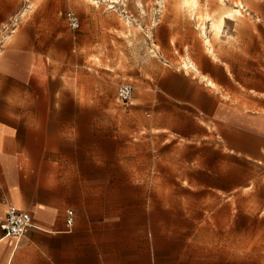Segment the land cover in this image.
I'll return each mask as SVG.
<instances>
[{"label": "rangeland", "instance_id": "374dc122", "mask_svg": "<svg viewBox=\"0 0 264 264\" xmlns=\"http://www.w3.org/2000/svg\"><path fill=\"white\" fill-rule=\"evenodd\" d=\"M113 1L0 0V60L16 46L33 49V75L51 86L47 104L79 105L63 116L78 117L63 148L78 159L63 161V168L42 166V183L93 187L79 192L93 222L84 217L79 226L94 235L95 264L102 257L105 264H264V145L245 143L248 158L202 137V128L193 136L188 117L201 114L174 101L192 88L181 73L203 80L185 62L200 72L203 56L217 60L219 40L207 22L212 45L206 46L201 18L239 3L235 24L242 31L247 13L262 19L264 0H190L196 10L182 0ZM68 12L80 20L77 31L65 20ZM35 34L37 42H26ZM260 63L254 80L240 81V92L246 94L248 82L264 91ZM122 85L133 89L127 104L117 101ZM28 88L41 98L36 81ZM233 100L241 102V95ZM51 146L56 152L59 145Z\"/></svg>", "mask_w": 264, "mask_h": 264}, {"label": "crops", "instance_id": "0c3cea01", "mask_svg": "<svg viewBox=\"0 0 264 264\" xmlns=\"http://www.w3.org/2000/svg\"><path fill=\"white\" fill-rule=\"evenodd\" d=\"M246 16L242 31L235 21L229 26L226 21L216 45L217 60L203 56L201 63L206 66L200 68V75L204 80L197 81L189 73H181L192 80V88L182 100L174 98V101L201 114V118L188 117L190 129L195 130L193 136H198L196 131L202 128L205 131L202 137L207 139L211 135L230 144L231 153L252 158L245 143L253 140L264 145V91L255 90L249 82L246 94L239 87L240 81L255 79L259 60L260 74L264 77V14L257 21L252 14ZM27 28L36 33L40 30L36 24ZM40 38L35 34L26 42H37ZM35 61V51L20 46L8 49L0 60V80L6 82V87H0V219L9 208H14L27 212L34 225L18 240L4 239L0 231V264H95L94 235L80 230L79 226L84 217L87 222H93L85 211L86 196L79 200V192L93 191V187L42 183V166L63 168V161L78 159L63 152L64 146L72 141L68 132L73 130V125L77 127L78 117L75 115L74 120L66 122L63 116L67 112L77 113L79 105L71 99L53 107L47 104L52 97L51 86L49 82L42 85L34 77ZM209 80L222 88V92L215 91ZM32 81L37 82L41 91L39 99L28 88ZM174 88L177 91L178 87ZM63 89L56 95H63ZM240 95L241 102L233 100ZM199 96L207 101L205 108L199 106ZM215 128L220 131L218 134L212 133ZM51 145H59L56 152L51 151ZM253 151L256 152L254 148ZM69 211L74 213L71 227L67 223ZM101 260L105 264L103 257Z\"/></svg>", "mask_w": 264, "mask_h": 264}, {"label": "built area", "instance_id": "2783aa9c", "mask_svg": "<svg viewBox=\"0 0 264 264\" xmlns=\"http://www.w3.org/2000/svg\"><path fill=\"white\" fill-rule=\"evenodd\" d=\"M22 18V17H21ZM65 20L72 31H77L80 28L79 18L72 12L65 14ZM133 89L131 86L122 85L117 91V101L127 104L131 101ZM68 225L71 227L74 224V213L69 211ZM34 228L31 216L24 211L9 208L5 217L0 219V231L3 233L4 239H21L30 230Z\"/></svg>", "mask_w": 264, "mask_h": 264}, {"label": "bare ground", "instance_id": "6f19581e", "mask_svg": "<svg viewBox=\"0 0 264 264\" xmlns=\"http://www.w3.org/2000/svg\"><path fill=\"white\" fill-rule=\"evenodd\" d=\"M112 3H117V1L115 0ZM221 3L224 4V1L221 0ZM182 4H183L184 7L191 8L192 10H196L198 8L197 1L182 0ZM241 5L242 4L237 3V5L235 7L231 8L227 12L220 13V11H219V13L215 14L214 16H210V14L208 16H206L207 15L206 14L205 15V18H203V19L201 18V20H203V24L201 25V28H200L201 29V36L205 39L206 46H211L212 45L211 40L207 36V22L208 23L209 22L211 23L209 27H211V31L213 32L214 37L216 39H218L222 35V33H223V30H224L226 21H236V20H238V18H240L242 16V13H241V11L239 9V6H241ZM222 11H224V10H222ZM191 62L192 61L185 62L184 63V69L186 71L192 70L195 73L200 74L201 72H199L197 66L194 65ZM200 77L203 80L205 79L203 76H200ZM207 82H208V84L211 87H213V88H216L217 87L212 81L209 80Z\"/></svg>", "mask_w": 264, "mask_h": 264}]
</instances>
